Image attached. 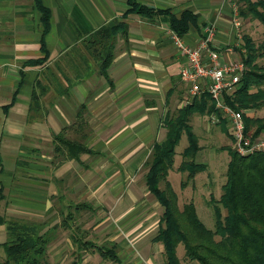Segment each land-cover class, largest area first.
<instances>
[{"label": "crops", "instance_id": "crops-1", "mask_svg": "<svg viewBox=\"0 0 264 264\" xmlns=\"http://www.w3.org/2000/svg\"><path fill=\"white\" fill-rule=\"evenodd\" d=\"M135 1L161 12L151 18L125 14L127 0H41L48 11L43 34L35 0H0V214L48 223L63 203L87 201L104 214L91 220L100 224L95 240L117 242L118 264H163L153 223L161 206L132 177L153 144L164 138L167 113L187 103L186 84L178 74L183 59L173 44L170 19L184 11L194 15L180 37L193 46L212 27L210 43L220 62H243L244 49L231 0ZM115 18L127 24L128 32L126 40L117 37L108 77L97 74L89 59L78 69L83 79L75 81L70 59L76 45ZM33 91L41 94L38 106L30 109ZM82 105L78 128L73 124ZM206 115L195 119L209 130L214 124ZM60 131L71 139L85 135L83 141L96 154L68 158L57 153L54 135ZM63 238L52 249L56 264L72 260L71 242L66 234ZM5 240L0 225V243ZM90 258L108 263L91 252L82 264H94Z\"/></svg>", "mask_w": 264, "mask_h": 264}, {"label": "trees", "instance_id": "trees-1", "mask_svg": "<svg viewBox=\"0 0 264 264\" xmlns=\"http://www.w3.org/2000/svg\"><path fill=\"white\" fill-rule=\"evenodd\" d=\"M231 2L237 6L240 19L256 20L264 28V0ZM35 3L42 12L44 34L48 30V11L42 6L41 0H35ZM127 4L129 8L125 14L135 13L151 18L161 12L135 0H127ZM194 20L191 12L184 11L179 18L171 17L170 29L182 37L188 31L189 23H194ZM127 32V24L115 18L91 32L82 43L76 45L77 53L70 59L75 69V78L78 77L74 80L83 79L78 69L89 59L95 62L97 74L108 77L107 70L114 58L117 37L126 40ZM241 34L245 70L236 90L230 95L223 94L222 100L231 108L243 112L245 133L257 138L263 135L261 132L264 131V114L260 117L247 116L246 112L249 109L254 110V113L264 109V37L256 40L251 34H243L242 31ZM42 47L44 48L43 43ZM65 78L70 82L68 87L71 86L70 78ZM40 94L33 91L30 109L38 106ZM64 94H68V89ZM214 104L211 95L204 90L191 102L169 111L163 121L165 136L153 144L142 165L145 186L162 208L154 239L163 245V264H181L177 254L180 244L183 246V255L189 262L264 264V150L242 156L234 151L231 144L222 146V149L227 150L229 160L221 193L217 198L211 194L207 198L202 197L203 200L206 199L205 204L213 214L212 228H208L199 218L194 203L196 197L193 194L181 206L178 204L179 192H184L189 185L192 191L195 190L193 193L199 192L195 178L209 168L207 163L198 161L197 156L199 153L202 156L203 150L210 147L209 143L216 141V136L214 135V139L200 135L195 131L193 121L196 117L215 111ZM83 107L82 105L79 110L77 122L73 124L78 128H82L80 121ZM214 126L233 142L223 119L212 127ZM183 135L186 136V145L177 152L175 149ZM83 136L85 135L79 139H71L65 135V131H60L54 135L55 151L68 158H77L83 152L96 154L83 141ZM177 153L180 154V159L176 161ZM174 169L182 176L180 188L177 190L169 181L170 172ZM1 193L0 189V199ZM198 194L201 195V192ZM223 208L225 214L222 212ZM95 210L87 201L72 200L63 203L58 207L61 219L55 224L0 214V225H4L7 238L0 243V264H50L47 254L49 244L57 237L56 232L59 229L65 231L72 245L70 264H82L84 256L91 252H96L110 264H118L120 260L117 256V242L96 241L95 236L90 233L94 224L86 226L84 221L77 219L81 212L94 213Z\"/></svg>", "mask_w": 264, "mask_h": 264}, {"label": "built area", "instance_id": "built-area-1", "mask_svg": "<svg viewBox=\"0 0 264 264\" xmlns=\"http://www.w3.org/2000/svg\"><path fill=\"white\" fill-rule=\"evenodd\" d=\"M233 24L237 37L241 39L242 20L239 17L237 6L233 4ZM206 36L196 45L186 44L179 36H173V44L183 63L179 67V77L186 84L187 103L191 102L201 91L208 92L214 100L215 111L206 115L209 123H218L223 119L232 136V148L242 156L258 150H264V131L262 136L252 138L245 133L243 112L231 108L222 100L223 94L230 95L245 70L242 61L220 62L218 52L211 47V38L214 34L212 27L205 29Z\"/></svg>", "mask_w": 264, "mask_h": 264}, {"label": "rangeland", "instance_id": "rangeland-1", "mask_svg": "<svg viewBox=\"0 0 264 264\" xmlns=\"http://www.w3.org/2000/svg\"><path fill=\"white\" fill-rule=\"evenodd\" d=\"M243 24H242V32L244 33H248L251 34L256 40H260L264 37L263 35V31L264 28L256 21V20H243L241 19ZM182 81V80H181ZM183 82V81H182ZM203 91H201L198 95H200ZM210 114V113H209ZM264 114V109L256 111L254 113V115L260 117ZM247 115V114H246ZM249 116V114L247 115ZM197 119V118H196ZM196 119L194 120V128L195 130L200 134V135H207L206 138H212L214 137V135L216 136V141L214 142H210L208 146L210 147H206L205 150H203V154L200 157V153L198 154V161L201 162H205L208 165V169L207 171L198 174V176L195 178L196 180V189L201 192V195L198 193H193L194 191H192L190 185L187 187L186 191H181L179 199H178V204L179 206H181V204L183 202H186L191 195L193 194L196 197V200L194 199V203L195 206L197 208V212H198V216L199 218L203 221V223L208 227V228H212L213 227V223H214V219H213V214L210 210V208L207 206V204H205V200H203L202 197L207 198L210 194L213 195L215 198L219 197L220 193H221V185L223 184V182L225 181V171L227 168V163L229 160V154L227 152V150L222 149V146H227L230 145L232 146V143L229 136H227L226 134H224L223 132H219L218 128L214 127H210L209 130H207V128L205 127V123H202L203 121L200 120V118L196 121ZM202 121V122H201ZM161 133H162V128H161ZM262 133V132H261ZM210 134L212 136H210ZM209 135V136H208ZM215 139V137H214ZM186 136L183 135V137L181 138L179 144L176 147V151L179 152L185 145H186ZM208 149V150H207ZM222 149V150H221ZM212 154V156H210V154ZM180 159V154L177 153V155L175 156V160H179ZM179 163L176 162V165ZM143 172H144V167H141L139 170H137L132 179L135 180L136 182H141L142 185L145 186L144 183V178H143ZM182 177V176H181ZM180 174L178 173L177 170H173L170 172L169 175V181L172 184L173 188L175 190L180 188V182H181V178ZM147 189V188H146ZM179 191V190H178ZM154 199V198H153ZM157 204H155L156 207ZM153 208V207H152ZM97 210V208H95ZM154 209V208H153ZM96 210L94 211V213H88V212H81L80 214L77 215V219L84 221L86 226L91 225V220L93 217L97 218L98 220H100L99 215H104L102 214V210L101 207H98V211L96 212ZM162 211V208H161ZM223 214L226 213L225 209H222ZM59 215V214H58ZM94 215V216H93ZM160 212H155L154 213V232L157 231L158 229V218H159ZM139 216V217H138ZM137 217L134 218V220H139L141 218L140 215H138ZM29 219V218H26ZM61 219V216L59 215L58 217H55L52 221H49L48 223H59ZM32 220V219H30ZM97 219H95L94 221V228L90 229V233L91 235L96 234L99 231V228H97L100 224L99 221ZM35 221V220H34ZM37 221V220H36ZM96 221V222H95ZM152 223V224H153ZM96 225V227H95ZM97 228V229H96ZM98 230V231H97ZM97 235V234H96ZM56 236L60 237L61 240L57 238H53L50 241L49 244V248H48V261L50 262V264H56L53 259H52V250L53 247L56 245L57 242H61L63 241V237H65V231L59 229L56 232ZM63 243V242H61ZM183 246L180 244L177 247V254L179 255V259L181 264H196V262H189L185 259L184 255H183ZM68 253V252H67ZM0 255H2V248L0 246ZM71 255H69L70 257ZM0 258H2L0 256ZM91 260L89 261L91 263V261H95L94 264L96 263V261L98 260V258L95 260L93 258H90ZM198 263V262H197ZM108 264V263H105Z\"/></svg>", "mask_w": 264, "mask_h": 264}]
</instances>
